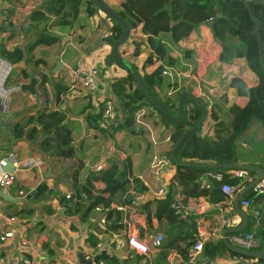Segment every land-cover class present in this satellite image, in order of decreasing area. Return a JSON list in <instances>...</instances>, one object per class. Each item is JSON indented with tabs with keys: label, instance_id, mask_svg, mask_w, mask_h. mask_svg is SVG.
<instances>
[{
	"label": "crops",
	"instance_id": "obj_1",
	"mask_svg": "<svg viewBox=\"0 0 264 264\" xmlns=\"http://www.w3.org/2000/svg\"><path fill=\"white\" fill-rule=\"evenodd\" d=\"M42 1L0 0V46L11 50L15 47H23L27 43L32 29L29 15L33 9L40 6ZM105 1L115 10L120 9L119 0ZM5 20L8 24H4ZM50 22L51 19L46 22L47 29L58 36V42L51 46L39 45L33 51L34 58L44 61L38 70L43 71L47 76L45 88L39 87L40 74L34 71L32 77L22 80L19 84L21 86L29 83L31 78H34L36 82L34 92L20 88L22 93L19 101L16 103L14 101L11 106L9 104L6 113L0 109V159L13 150L21 161V166L14 170V183L8 191L11 199L6 200L0 197V233L11 228L21 234L27 242L25 255L30 256L31 264H87L83 260L88 259L85 258L88 250L95 246V244H88L87 237L90 232H93L95 225H100L99 219L102 213L95 209L100 206L97 205L86 216V219L81 220L79 213L69 215L59 204L63 195L66 197L67 194L71 195L75 191L72 180L73 172L81 166L80 181H83L86 176L96 171L98 165L106 167L111 162H118L120 165L121 160L129 157L132 163L131 176L145 173L147 181L150 182L145 193L146 201L150 203L148 211L154 228L150 229L145 222V203L136 202L139 215L133 221L130 231L134 232L136 230L134 227L137 226L140 235L143 234L144 228L147 231L163 233L162 229L157 231L159 228L154 222L156 203L152 199L151 192L159 187V184L168 189L173 186L175 199L182 201L181 185L174 180L175 166L170 157H167V153L172 148L173 127L164 122L161 112L155 114L151 110L154 106L151 101V105L143 107L144 114L140 119L141 122H136L130 131L125 130L121 133L116 131L113 137L110 136L112 140L110 139V145L107 147L106 140L109 136L92 125L93 114L99 110L105 94L104 84L100 83L101 86L97 92H86L79 79L75 77V69L82 64L91 63L98 67L105 65L119 67L106 62L111 49L103 38L108 34L111 21L101 10H97L93 16H88L82 6L72 27L49 26ZM173 28L176 30V35L173 32H162L159 35L168 50L163 60H156L153 55L152 63L144 64L146 58L153 52L146 41L147 36L142 33L140 23L130 29L128 39L119 46V53L131 64L133 63L141 75L153 72L159 65H162V70L170 71L171 75L162 74L158 90L161 101L158 100L162 104L163 98L171 96L174 105L179 109L177 106L179 97L175 93L185 90L194 94L207 106L208 114L211 109L217 116L202 130L203 134L214 136L222 132L225 125L231 121L232 108L242 106L246 102V98L237 96L236 90L229 86L230 79L233 76H240L249 84H255L257 76L248 68L244 58L234 56L227 44L236 41L226 35L214 19L189 25L181 18H177ZM135 43H140L138 55L132 53ZM170 61L173 64L169 63ZM48 66L51 71H48ZM26 68L29 73L34 70L32 65H27ZM15 70L17 71L15 73L20 76L19 69ZM121 71L124 77L126 71L124 69ZM114 101L118 109L115 96ZM46 108H54L63 112L64 123L71 130L75 150L72 158L63 159L43 153L38 146L39 137L33 140L12 138L9 125L11 121L20 120ZM119 114H121L120 110ZM235 144L237 164L251 165L262 170L263 178L259 185L261 187H251L259 175L256 171L250 174V179L234 178L233 171L236 170L234 168L219 171L223 174V179L224 175H227L228 179L232 180L231 186L234 187L232 196L228 197L221 191L225 198L219 199L216 197L218 193L213 192L215 193L213 201L208 196L200 198L202 201L200 203L206 206L203 212L188 213L195 214L193 222L196 241L202 240L203 244L223 240V233L226 230L243 224L242 214L246 219V225L241 231L235 233L259 231V236L264 234V200L254 199L255 194H264V127L261 121L256 117H251L246 127L235 138ZM154 154L164 158L167 165L162 168L160 179H155L150 171L147 172V165ZM29 159L40 161V163L37 167L23 165ZM87 167V173L82 176V172ZM215 173L210 169L203 172L200 178L202 187L211 191L215 190L217 187ZM43 185L47 187V190L41 198L36 199L34 196ZM37 186L40 187L35 194H30ZM240 194L242 197L238 205L241 212L234 204ZM246 199L249 205L242 206L241 202ZM85 203L87 204L88 200ZM12 217L14 219L10 220ZM123 229L124 232L122 227L120 230L118 228L116 236H112V239L120 244V248L111 253L118 257L116 264H190L187 255L192 245L188 246L185 257L179 250H172L166 255L160 247L154 250L149 257L139 255L127 247L128 228L126 226V229L124 227ZM232 234V232H227L226 238L234 245L230 239ZM98 237L99 240H107L109 234H100ZM189 242L188 239L180 246L184 249L185 244ZM18 244L17 237L0 242V257L3 260L0 264H22L14 258L19 253ZM175 246L179 245L176 243ZM262 248H264V243L261 241L259 248L254 251L260 252ZM126 250L132 254L126 257L127 262L126 258L124 260L120 258ZM79 255L83 260H80ZM136 257H141V260H137ZM200 258L208 259L213 264H262L257 262L255 257L247 259L232 256L229 253L212 259L207 257L204 250L196 258L197 262Z\"/></svg>",
	"mask_w": 264,
	"mask_h": 264
},
{
	"label": "trees",
	"instance_id": "obj_2",
	"mask_svg": "<svg viewBox=\"0 0 264 264\" xmlns=\"http://www.w3.org/2000/svg\"><path fill=\"white\" fill-rule=\"evenodd\" d=\"M82 6H84L88 16H93L97 10H101L109 18L111 26L103 41L110 46V49L112 48L113 42L123 33V28L120 23L114 20L93 0H43L40 6L33 9L29 15L32 29L27 43L23 47H15L11 50L0 46V58L11 65V71L16 68L20 71V76L19 74L14 75L10 71L6 84L14 83L19 85L22 80H28L32 77L34 71H36V73L40 74L39 87L41 89L45 88L47 76L43 71L38 70L40 65L44 64V61L40 58H34L33 51L39 45L51 46L59 40L57 35L48 31L46 22L51 19L49 26L72 27L79 16ZM119 6L120 9L115 10L114 7L112 8L128 24L129 28L132 29L140 23L142 33L147 36L146 41L153 54L146 58L145 65L152 63L153 55L156 60H163L167 56V47L159 35L162 32H173L176 35L173 25L177 18H181L189 25H196L210 18L214 19L217 26H220L226 35L236 41L226 44L231 48L235 57L244 58L248 68L257 76V82L249 84L244 78L233 76L229 81V86L236 90L237 96L246 98V102L242 106H234L232 108L233 116L231 121L225 125L222 132H218L214 136L202 133L203 128L217 117L209 109L208 117L204 123L191 131L181 141L175 151V157L180 161L221 165L237 164L235 138L246 127L251 117L258 118L264 127V50L259 54L256 37L252 34L256 24L250 16L244 1L119 0ZM253 13L258 21L260 39L264 43V0L253 5ZM139 47L140 43L134 44L133 55H138ZM106 62L108 64H116L126 71L124 77L115 80L111 84V88L116 97L118 109L122 114L116 131L120 133L125 130L130 131L135 124L134 111L149 106L152 102L137 83L133 74L122 62L113 57L111 50L106 57ZM27 65L33 66L34 70H32V73L27 71ZM132 65L138 72L137 67L133 63ZM161 72L162 65H159L151 73L142 75L138 73L151 94L160 101L158 90L162 81ZM18 90V92H22L21 89ZM175 95L179 97V92H176ZM162 104L171 114H177L178 108L171 100V96L163 98ZM183 104V117L179 122H174L160 113L164 122L173 127L171 135L172 147L183 132L192 127L202 116V109L191 98H185ZM171 108L174 109L171 110ZM100 117L101 107L93 114L92 125L94 128L98 127L97 123ZM64 120L63 112L54 108H46L27 115L20 120L11 121L9 125L13 139L25 138L33 140L39 137L38 146L43 153L66 159L72 158L75 150L72 144L71 130L64 123ZM114 135L112 134L111 137ZM167 155L169 158L170 151ZM171 162L175 166L174 180L181 185L182 202L200 203L202 202L200 198L206 196L213 201L215 193H218L217 198H225L220 190V182H217V187L214 191H211L202 187L200 178L206 169L219 172L227 170L226 168H206L203 166L175 164L172 160ZM80 171L81 166L72 174L75 187L74 193L69 198L63 195L59 200V204L65 208L69 215L79 213L81 220L86 219V216L97 205L102 207L106 224L95 225L93 232H90L87 237L88 244L94 245L99 240L98 235L113 234L116 229L123 227L121 223L122 212L117 211L115 207L132 202L131 199H123L129 187L132 163L129 157L121 160L120 165L118 162H111L108 166L86 176L83 181H80ZM248 174H254V172L248 171ZM223 180L229 185L233 183L232 180L228 179L227 175H224ZM78 182H80L79 185L77 184ZM172 189L173 186L164 198L156 201L154 222L159 229H162L165 235L160 246L165 254H170L172 250H179L182 256L185 257L188 246L196 242L195 224L193 222L195 214L184 215L175 213V210L171 207V204L176 201ZM46 190L47 187L45 185L41 186V189L34 197L36 199L41 198ZM213 192L215 193L213 194ZM254 199L257 201L264 200V194H255ZM86 200H88L87 204L85 203ZM149 204H144L146 210L145 222L150 229H154L150 212L148 211ZM29 212L31 213L32 210ZM254 234L260 239V242L264 243V234L259 236V231ZM188 239L190 242L186 243L183 249L180 245ZM176 243L179 246H175ZM203 250L207 257L212 259L224 253L247 259L252 258L230 250L222 239L215 242H206L203 245ZM127 256H132V254L126 250L120 258L124 260ZM95 258L96 260H103L104 264H116L118 259L115 254H106L104 252L98 254ZM136 259L140 261L141 257H136ZM125 261L127 262V258ZM256 261L264 264L263 258H257Z\"/></svg>",
	"mask_w": 264,
	"mask_h": 264
},
{
	"label": "built area",
	"instance_id": "obj_3",
	"mask_svg": "<svg viewBox=\"0 0 264 264\" xmlns=\"http://www.w3.org/2000/svg\"><path fill=\"white\" fill-rule=\"evenodd\" d=\"M209 20H212L211 18ZM4 24H8L5 20ZM120 67L105 65L103 67H98L95 64H82L75 69V77L79 79L81 86L88 93L97 92L100 89V83L104 84L105 94L102 97L103 100L101 102V117L97 123L98 129L102 131L105 135L111 136L116 132V129L119 126L121 114H119V110L116 108V104L114 101V95L112 92L111 84L123 76ZM11 65L0 58V109L3 113L8 111L9 106V93L12 90L20 89V85H15L12 87H6V80L10 74ZM163 75H171V72L167 69L162 70ZM144 114V109L139 108L134 111L133 115L136 122H141V117ZM3 158H6L8 162L17 170L21 166V161L18 158V154L10 150ZM40 161H34L29 159L23 163V165L27 166H35L39 165ZM165 159L161 158L158 154H154L147 165V172L150 171L155 179H160L162 168L166 165ZM167 166V165H166ZM104 165H98L96 170L103 168ZM234 178H247L250 179L251 175L248 174L247 170L236 169L233 171ZM215 180L221 183L220 189L224 192L228 197L232 196L234 192V187L223 182V174L221 172H216L214 174ZM14 171H6L3 169L0 159V192L2 194H7L10 187L14 183ZM150 186V182L146 179V174L141 173L136 176L129 177V187L125 193L123 199H131V203H126L124 205H117L115 209L117 211L122 212L121 223L122 226L126 229V245L128 248L134 250L139 255L150 256L154 250H157L164 240V235L161 232H152L147 231L144 228V232L140 235V230L136 226L134 227L136 230L134 232L130 231V228L133 224V221L138 217V208L137 203H147L146 201V189ZM169 189L160 185L156 187L155 190L151 192L153 196V201L155 203L157 200L164 198ZM70 194L66 195V198H69ZM152 202V201H151ZM242 206H248L249 201L243 200ZM141 206V205H139ZM171 207L175 210V213L180 214H188V213H200L203 212L206 208L204 203L194 204V203H183L180 200H176L171 204ZM97 211L102 213L101 218L99 219L100 225L106 224V219L104 216V212L101 206H97L95 208ZM149 209V207H148ZM14 218H10L13 220ZM126 225V226H125ZM122 227V231L124 229ZM117 230V229H116ZM120 230V228H119ZM112 236H116V231L113 234H109V238L107 240H99L92 249L88 250L85 258H88L91 264H104L103 260H96V256L100 253H114L116 250L120 248V244L116 243ZM17 237L19 240V244L17 246L18 254L14 256L17 258V262L22 264H31L32 259L30 256L25 255L27 242L24 240L21 234H18L11 228L6 229L0 233V242L5 241L9 238ZM231 241L235 246H238L245 250H254L259 248L261 242L260 239L255 236L252 231H247L244 233H233L230 237ZM203 241L197 240L191 248L188 250V262L190 264H213L210 260L205 258H200L197 262V257L200 256L203 252ZM114 250V251H113ZM24 253V254H23ZM13 255V254H12ZM0 262L3 260L0 257ZM151 264V263H150Z\"/></svg>",
	"mask_w": 264,
	"mask_h": 264
},
{
	"label": "water",
	"instance_id": "obj_4",
	"mask_svg": "<svg viewBox=\"0 0 264 264\" xmlns=\"http://www.w3.org/2000/svg\"><path fill=\"white\" fill-rule=\"evenodd\" d=\"M96 4H98L107 14H109L114 20H116L118 23H120V25L123 28V33L121 34V36L115 40L112 44V48H111V52L113 57L122 62L124 64V66L133 74V76L136 78L137 83L141 86V88L145 91V93L147 94V96L149 97V99L153 102V105L151 107V110L155 113L158 114V112H161L162 114H164L168 119L174 121V122H179L182 120L183 117V110H184V98L186 96L190 97L201 109H202V116L201 118L190 128H188L187 130H185L183 132V134L176 140V142L174 143L171 151H170V158L171 160L175 163V164H181V165H192V166H203V167H225V168H234V169H243V170H247V171H256L259 175L258 177L255 179V181L253 182V184L251 185V187H261L259 186L262 183V170L258 167L255 166H251V165H242V164H232V165H221V164H208V163H202V162H190V161H180L175 157V151L178 148V146L180 145L181 141L194 129L198 128L202 123H204V121L207 119L208 117V108L206 105H204L194 94L182 90L179 92V103H178V111L176 115H172L162 104L161 102L155 98L151 92L149 91V89L146 87V85L144 84V82L142 81L140 75L138 74V72L136 71V69L134 68V66L131 64L130 61H128L126 58L122 57L121 54L119 53V46L121 44H123L129 37L130 34V28L128 26V24L116 13V11L105 1V0H93ZM244 1V4L246 5V7L248 8L249 14L250 16L253 18L256 27L252 30V34L256 37L257 43H258V47H259V54H261L262 50H264V43L261 41L260 36H259V32H258V21L255 19L254 17V13H253V5L257 2H262V0H241ZM34 83H35V79L31 78L29 83L26 84H22L20 86V88L22 90H30L31 92H34ZM1 164L3 166V169L6 171H14V167H12V165L8 162V160L6 158H2L1 159ZM88 171V167L82 172V176H84V174H86ZM40 186H37L35 190L31 191L30 194H35V192L39 189ZM0 197L6 199V200H10V196L9 194L5 193L2 194L0 192ZM242 194H240L238 196V198L236 199V201L234 202L236 208L238 211H240V207L238 205L239 200L241 199ZM241 212V211H240ZM243 216V224L235 227V228H230L228 230H226L223 233V241L226 244V246L230 249L233 250L235 252H238L240 254H243L245 256H251V257H255V258H263L264 259V248H262V250L260 252H256L253 250H245L242 249L238 246L232 245L231 243L228 242L227 238H226V233L227 232H239L241 231L245 225H246V219ZM157 231H161V229H158ZM80 256V260L82 259V256ZM83 262L90 264V260H83Z\"/></svg>",
	"mask_w": 264,
	"mask_h": 264
},
{
	"label": "rangeland",
	"instance_id": "obj_5",
	"mask_svg": "<svg viewBox=\"0 0 264 264\" xmlns=\"http://www.w3.org/2000/svg\"><path fill=\"white\" fill-rule=\"evenodd\" d=\"M51 67H52V65H51ZM47 69H48V71H51V69H50V67L48 66L47 67ZM12 74H16L17 73V71L15 70V69H12ZM16 72V73H15ZM36 84V82L34 83V85ZM12 86H15V84L14 83H10V84H6V87H12ZM34 88H35V86H34ZM18 91L19 90H12L10 93H9V103H10V106L14 103V101H15V103L17 102V101H19V98H20V95H21V93L22 92H19L18 93ZM9 107V106H8ZM33 110L35 109L34 107L32 108ZM112 140V138L109 136V139H108V137H107V144H106V146L108 147L109 145H110V142H111V140Z\"/></svg>",
	"mask_w": 264,
	"mask_h": 264
}]
</instances>
